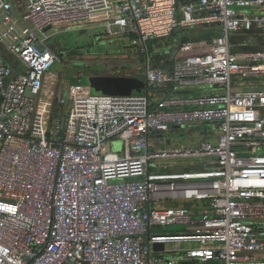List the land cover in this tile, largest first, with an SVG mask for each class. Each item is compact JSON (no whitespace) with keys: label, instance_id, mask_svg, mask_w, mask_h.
I'll use <instances>...</instances> for the list:
<instances>
[{"label":"built area","instance_id":"built-area-1","mask_svg":"<svg viewBox=\"0 0 264 264\" xmlns=\"http://www.w3.org/2000/svg\"><path fill=\"white\" fill-rule=\"evenodd\" d=\"M212 24L220 36L145 63L142 95L75 83L53 100L47 86L60 29L102 27L148 57V42ZM238 33L264 35V0H0V264H264V49L235 51ZM167 85L216 91L153 102ZM196 125L217 134L152 145ZM182 159L204 171H156ZM166 201L203 207L153 208ZM176 225L189 230H154Z\"/></svg>","mask_w":264,"mask_h":264},{"label":"rangeland","instance_id":"rangeland-1","mask_svg":"<svg viewBox=\"0 0 264 264\" xmlns=\"http://www.w3.org/2000/svg\"><path fill=\"white\" fill-rule=\"evenodd\" d=\"M54 31L56 30L52 32ZM207 31L213 33L212 30L204 29L203 26H194L178 30L175 37L164 38L158 42L150 41L146 44L148 57H145L137 48L131 47L126 39L111 36L102 27L60 29L58 34L53 35L46 42L57 56V62L49 76L52 82L51 88L54 93L53 100H58L61 95L60 85H65V88L75 83L82 85V79L88 75L116 76L126 75V73L127 75H137L138 73V77L144 79V68L147 61L153 65L160 64L161 61H169L175 53L180 58L182 56L178 53V47L182 35L188 34L189 37H197L202 36ZM246 36L240 37L235 34H230L229 37L233 45L232 47L253 49L263 46L262 48H264V41L249 40ZM239 43H241L240 47L238 46ZM236 85L237 82L233 79L232 86L234 87ZM244 85L250 86L247 83ZM261 88L262 85L259 84L257 89ZM186 129L182 133V138L179 137L180 132L172 135L170 133L166 134L164 136L163 147H176L175 144L182 147L181 145L188 146L193 142L199 143L201 135L209 133V128L201 125ZM168 135L170 136L167 137ZM201 161L200 159L160 160L156 161L155 164L157 165L156 171L158 172L180 173L186 167L188 171H204V168L200 167L202 164ZM169 203L176 204L175 202L156 203L153 208L156 210L176 208L174 205H168ZM181 203L185 204L183 202ZM188 206L194 207L195 204L193 205L192 203ZM154 230L157 234H174L185 233L189 228L176 225L155 228Z\"/></svg>","mask_w":264,"mask_h":264},{"label":"water","instance_id":"water-1","mask_svg":"<svg viewBox=\"0 0 264 264\" xmlns=\"http://www.w3.org/2000/svg\"><path fill=\"white\" fill-rule=\"evenodd\" d=\"M82 85L87 87L92 95L112 97L142 95L146 88L144 79L129 76L88 75L82 79ZM1 100L0 96V104Z\"/></svg>","mask_w":264,"mask_h":264},{"label":"crops","instance_id":"crops-1","mask_svg":"<svg viewBox=\"0 0 264 264\" xmlns=\"http://www.w3.org/2000/svg\"><path fill=\"white\" fill-rule=\"evenodd\" d=\"M235 35H237V36H246L247 37V39H249V40H251V39H254L255 41H264V35L263 34H258V35H256V34H254V33H252V34H247V33H238V34H235ZM259 39V40H258ZM205 41H209V40H205ZM241 43H243V42H241ZM241 43H239V47H240V45H241ZM263 46H260L259 48H257V47H255V48H257V49H255V48H253V49H251V50H258V49H264V48H262ZM234 50L235 51H246V50H250V49H239L238 47L237 48H234ZM178 57H177V55H176V53L174 54V56L173 57H171V59L168 61V60H164V61H161L160 62V64H156V65H167V63H169L171 60H174V59H177ZM112 76H114V75H112ZM117 76V75H116ZM119 76H129V77H137L138 78V73H137V75H127V73H126V75L125 74H122V75H119ZM52 85V82L50 81V79L48 78L47 79V86H51ZM65 86V85H64ZM64 86H61L60 85V87H64ZM187 91H193V92H195L196 93V96H199V95H205V94H208V93H210V92H214V91H216L214 88H211V87H205V88H200V89H195V90H187ZM166 96H165V94L164 93H160L159 94V96L158 97H156L155 99H153V102H156V101H158V100H160V99H163V98H165ZM207 128H209V127H207ZM187 130V129H186ZM176 132H180V134H179V137H183V132H185V129H180V128H177V127H171L170 128V131L168 132V133H170L171 135L172 134H175ZM215 132L216 131H214L212 128H209V133H207V134H203V135H201V138H200V140H199V142L200 141H204V140H213L214 138H212L214 135H215ZM168 133H166V134H168ZM166 134H155V135H153L152 136V139H151V141H152V145L154 146V147H163L164 146V136L166 135ZM216 134H217V132H216ZM170 135H168L167 137H169ZM178 137V136H177ZM181 138H179L180 140H181ZM197 143H195V142H193L191 145H188V146H192V145H196ZM176 145V147H180V146H178V144H175ZM180 145V144H179ZM182 147H187V146H183V145H181ZM175 147V146H174ZM167 202H172V201H166V203ZM176 204H174V203H169L168 205H174V206H176V207H179V206H182V207H187L188 209H190V210H197V209H200V208H202L203 206L201 205V203H198V204H195V206L194 207H190V206H188V205H190V204H182L181 202H175ZM264 257V256H263Z\"/></svg>","mask_w":264,"mask_h":264},{"label":"trees","instance_id":"trees-1","mask_svg":"<svg viewBox=\"0 0 264 264\" xmlns=\"http://www.w3.org/2000/svg\"><path fill=\"white\" fill-rule=\"evenodd\" d=\"M203 28L210 30V31L212 30L213 33H209L207 31V33H204L202 36H197V37H189L188 34L182 35V37L179 41V45L182 43H186V42L196 43V42H201V41H205V40H211L213 37H218L221 34L217 25H214V24L205 25V26H203ZM176 35H177V32L173 35V37H175ZM158 41L159 40H156L154 42H158ZM160 93H164L166 97H177V98L196 96V93L193 91L174 90V89H172V86L167 85V86H160L157 89L153 90V99L158 97Z\"/></svg>","mask_w":264,"mask_h":264}]
</instances>
